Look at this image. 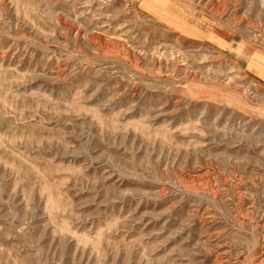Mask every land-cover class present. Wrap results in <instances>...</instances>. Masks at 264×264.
Returning <instances> with one entry per match:
<instances>
[{"label":"rangeland","instance_id":"rangeland-1","mask_svg":"<svg viewBox=\"0 0 264 264\" xmlns=\"http://www.w3.org/2000/svg\"><path fill=\"white\" fill-rule=\"evenodd\" d=\"M252 54L264 0H0V264H264Z\"/></svg>","mask_w":264,"mask_h":264},{"label":"crops","instance_id":"crops-1","mask_svg":"<svg viewBox=\"0 0 264 264\" xmlns=\"http://www.w3.org/2000/svg\"><path fill=\"white\" fill-rule=\"evenodd\" d=\"M180 31L183 33H187L188 35H190L189 32L191 33V30L189 29H180ZM248 65L249 68H252V71L256 72L260 77L264 78V57L257 54H252Z\"/></svg>","mask_w":264,"mask_h":264}]
</instances>
